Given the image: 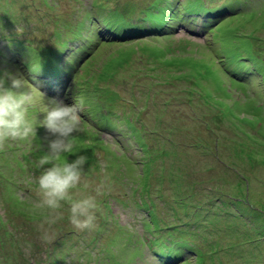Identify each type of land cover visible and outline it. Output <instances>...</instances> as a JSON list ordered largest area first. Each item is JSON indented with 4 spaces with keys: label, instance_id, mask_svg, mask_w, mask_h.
Returning <instances> with one entry per match:
<instances>
[{
    "label": "rangeland",
    "instance_id": "obj_1",
    "mask_svg": "<svg viewBox=\"0 0 264 264\" xmlns=\"http://www.w3.org/2000/svg\"><path fill=\"white\" fill-rule=\"evenodd\" d=\"M189 1L0 0V68L23 70L46 101H83L63 154L88 158L72 191L106 185L93 230L77 231L65 203L54 235L41 239L47 210L36 178L50 137L38 100L29 111L36 134L0 151V233L5 247L10 230L21 231L22 249L38 244L28 264H77L80 253L83 264H264V0H201L214 11L190 14ZM169 2L172 28L157 33L147 13ZM98 8L124 12L134 34L93 41ZM190 200L204 215L190 225L194 236L182 229Z\"/></svg>",
    "mask_w": 264,
    "mask_h": 264
},
{
    "label": "clouds",
    "instance_id": "obj_2",
    "mask_svg": "<svg viewBox=\"0 0 264 264\" xmlns=\"http://www.w3.org/2000/svg\"><path fill=\"white\" fill-rule=\"evenodd\" d=\"M38 100L42 103L43 116L39 124L50 137L46 153L38 163L42 172L36 178L37 206L47 210L39 226L43 233L41 239L47 241L54 235L52 227L64 218L60 210L65 203L71 225L79 232L91 231L96 226L97 213L101 211L99 198L104 195L106 185L104 182L97 184L94 194H74L72 190L81 184L88 158L78 155L69 161L63 157L71 151L72 138L81 129L82 100L72 105L56 98L46 101L37 84L29 82L22 72L0 68V151L9 142L28 140L36 134L37 128L29 118V111L36 107Z\"/></svg>",
    "mask_w": 264,
    "mask_h": 264
},
{
    "label": "trees",
    "instance_id": "obj_3",
    "mask_svg": "<svg viewBox=\"0 0 264 264\" xmlns=\"http://www.w3.org/2000/svg\"><path fill=\"white\" fill-rule=\"evenodd\" d=\"M168 4L170 6L169 10L162 9V10H160L157 13L154 12V11H151L149 13L146 12L148 14V17H150L149 18L150 19V27L153 28V30L155 32H157V33H167V32L170 31L169 28H168L170 25H168L167 21H168V18L170 16V11H171V7H172L173 3L169 2ZM184 9L187 10V12L189 14L191 12H193V11L194 12H200V10L201 11L203 10L204 13H212L214 11V9L212 10V9L204 6V2H202L201 0H193V1L191 0V1H189L185 5ZM107 11L108 10H105L103 8H98V10H97V16H95L96 18L94 17V19H93L95 23H92V26L95 27L94 28V30H95V32H94L95 33V38H94L93 41L107 42V41H111L112 39H115V38L125 39L128 36H130L131 34H134L132 32L129 33V31H130L129 28L132 27L133 25L130 22V20L125 16L124 12L119 11V10H114V9H112V10H110L108 12ZM214 13H218V11L214 12ZM171 16H174V13H172ZM99 18H101V19H99ZM171 28H172V26H170V29ZM131 31H134V30H131ZM150 31L151 30H142V32L141 31H137L135 34H144V33L147 34ZM86 48H88V46H86ZM58 59H60V55L58 56ZM20 72L23 73V70H21ZM58 72H59V69H55V70L50 71V72H48L46 74H43L42 76H44V77H48V76H51V75L58 76V74H59ZM32 73H33V71H32ZM26 78L28 79L29 82H32L27 76H26ZM112 92L114 93L115 91L112 90ZM161 140L162 139H160V138H157V139L154 140L157 143V145L155 144L156 147H159L161 145V142H159ZM163 144H164V142H163ZM117 148H119V147H117ZM164 155H170V154L164 153ZM155 157H156V155H155ZM156 160H157V167L158 168H163L165 160L162 161L163 159L161 160L158 157H156ZM176 164H177V162L169 163L170 167L176 166ZM165 167L167 168V164L166 163H165ZM170 167L168 169H166V170H170ZM187 180H188V185H191V182L193 180H196V179H190L189 176H187ZM178 198L179 197L176 198L177 201H178ZM181 198H182V200L186 199L185 197H181ZM188 198L193 199L191 193H190V197H188ZM192 201L193 200H190L189 203H188L189 206L193 207V211L190 212V215L192 216V219L187 223L186 227H184V228L182 227V229L184 231L190 230V225L192 223L197 225V223H198L197 219L198 218H200V217L204 218V215H202L200 213V210L198 209V207L195 208V203H193ZM233 202L234 203H238V201H235V200H233ZM154 216L155 215L153 214L152 221L154 223L156 221H160V219H158V218H156ZM55 225H57V224H55ZM2 226H3V224L0 225V230L4 229V227H5V226L4 227H2ZM25 229H27V228H25ZM25 229L23 230V232L25 231ZM16 231L15 230L14 231H12V230L9 231L10 233L14 232V234L10 235V236H14V237L9 239L10 242L8 244L9 245L8 247L7 246L5 247L2 234L0 233V258H2V252L3 251L4 252H8L6 250V248H8V249L11 248L9 256L7 258H3V263L5 262L6 259H8V260H6L7 262L4 263V264H10V261H11L12 264L13 263L28 264L32 260V257L38 252V248H39L38 244H36V246H33L34 249L30 248L31 247L30 245H31V242H32L30 239H27V240L24 241V242L27 243V245L25 244L26 245L25 249L24 248L22 249L21 245H23V244H19L17 242L18 241L17 238H15L18 235V233L21 232V231L19 230V232L17 231V233H16ZM167 231L170 232V230H167ZM75 232H77L75 229H63V231H61L59 234H61V233L62 234H66V233L67 234H72V233H74L75 234ZM8 233H6L5 236L8 235ZM59 234H56V235H59ZM192 235L194 236V235H196V233L192 232ZM64 237H65V235H64ZM64 237L62 239H64ZM47 242H49V241H47ZM35 243H37V242H35ZM32 244L34 245L33 242H32ZM26 248H28V251L27 252L23 251V250H27ZM56 249H58V246L56 247ZM52 250H54V249H52ZM137 251H138V253H137ZM135 252L137 254H139V250H135ZM80 254H77L76 257H74V260L77 261V264H83L82 262H80L79 259L83 260L84 257L82 255H80ZM49 256H51V255L49 254ZM78 256H80L81 258H79ZM178 256L179 255H177V257L175 259H178ZM66 257L67 256H65L63 259L66 260ZM47 260H48V258H47ZM92 260H93V256H92ZM59 261H61V260H53L51 263L48 262V264H56Z\"/></svg>",
    "mask_w": 264,
    "mask_h": 264
}]
</instances>
